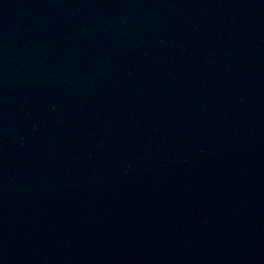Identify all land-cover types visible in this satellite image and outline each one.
Returning a JSON list of instances; mask_svg holds the SVG:
<instances>
[{"label": "water", "instance_id": "1", "mask_svg": "<svg viewBox=\"0 0 264 264\" xmlns=\"http://www.w3.org/2000/svg\"><path fill=\"white\" fill-rule=\"evenodd\" d=\"M0 264H264V0H0Z\"/></svg>", "mask_w": 264, "mask_h": 264}]
</instances>
